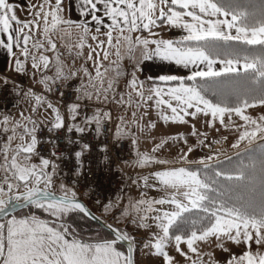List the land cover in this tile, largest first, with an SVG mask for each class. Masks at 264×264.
Instances as JSON below:
<instances>
[{"label": "snow or ice", "instance_id": "snow-or-ice-1", "mask_svg": "<svg viewBox=\"0 0 264 264\" xmlns=\"http://www.w3.org/2000/svg\"><path fill=\"white\" fill-rule=\"evenodd\" d=\"M0 50V264H264V0H0Z\"/></svg>", "mask_w": 264, "mask_h": 264}, {"label": "crops", "instance_id": "crops-1", "mask_svg": "<svg viewBox=\"0 0 264 264\" xmlns=\"http://www.w3.org/2000/svg\"><path fill=\"white\" fill-rule=\"evenodd\" d=\"M15 2L23 3L24 0H15ZM5 63H6V54L2 50H0V68H3L5 66ZM149 63H153V62H149ZM159 63H160L159 61L154 62L153 71L159 70L158 67H156L157 65H159ZM165 69H167V66H165Z\"/></svg>", "mask_w": 264, "mask_h": 264}, {"label": "trees", "instance_id": "trees-1", "mask_svg": "<svg viewBox=\"0 0 264 264\" xmlns=\"http://www.w3.org/2000/svg\"><path fill=\"white\" fill-rule=\"evenodd\" d=\"M242 2H247V0H242ZM241 153H242V156H241V158L242 159H244L245 160V162H247V159H248V155L247 154H244L243 153V150L242 151H240ZM233 156V159L235 160L236 159V157L234 156V154L232 155Z\"/></svg>", "mask_w": 264, "mask_h": 264}, {"label": "rangeland", "instance_id": "rangeland-1", "mask_svg": "<svg viewBox=\"0 0 264 264\" xmlns=\"http://www.w3.org/2000/svg\"><path fill=\"white\" fill-rule=\"evenodd\" d=\"M230 139H231V137H230ZM244 147H245L244 145H241V148L239 150H231L230 149L229 152H228V154L229 155H233L236 151H242L244 149Z\"/></svg>", "mask_w": 264, "mask_h": 264}, {"label": "built area", "instance_id": "built-area-1", "mask_svg": "<svg viewBox=\"0 0 264 264\" xmlns=\"http://www.w3.org/2000/svg\"><path fill=\"white\" fill-rule=\"evenodd\" d=\"M123 155H124L125 157H127V152H125Z\"/></svg>", "mask_w": 264, "mask_h": 264}]
</instances>
